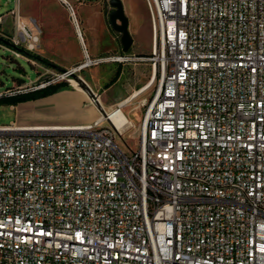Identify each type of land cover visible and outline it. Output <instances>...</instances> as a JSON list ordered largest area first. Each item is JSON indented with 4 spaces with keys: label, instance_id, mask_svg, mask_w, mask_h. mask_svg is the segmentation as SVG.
<instances>
[{
    "label": "built area",
    "instance_id": "obj_1",
    "mask_svg": "<svg viewBox=\"0 0 264 264\" xmlns=\"http://www.w3.org/2000/svg\"><path fill=\"white\" fill-rule=\"evenodd\" d=\"M145 1L149 58L94 60L83 44L82 63L19 87L152 63L137 150L117 143L127 99L108 111L92 93L85 127L0 124V264H264V0ZM12 14L11 42L34 53L39 36Z\"/></svg>",
    "mask_w": 264,
    "mask_h": 264
},
{
    "label": "crops",
    "instance_id": "obj_2",
    "mask_svg": "<svg viewBox=\"0 0 264 264\" xmlns=\"http://www.w3.org/2000/svg\"><path fill=\"white\" fill-rule=\"evenodd\" d=\"M67 1L76 8L78 20L80 19L81 22L79 23L82 37H79L70 14L61 0H13L14 9L10 10L7 16L2 17L0 21V35L9 40L17 37V31L13 32L12 23L16 17L12 12H18L26 25L40 38L39 47L34 53L51 61L54 65L64 70L75 67L83 62V44H85L91 59L94 60L117 56L120 52H123V45L119 37L121 34L114 31L109 24L108 12L103 3L105 1ZM129 31L131 34V23L129 24ZM0 47L8 51L7 47L2 45ZM152 47L153 33L152 42L149 46H140L134 41L131 53L151 55ZM21 60H24L33 67L36 64H38L37 67L41 65L28 58ZM111 64L107 63L100 66ZM41 67L44 70L46 68L43 65ZM46 71L49 72V70ZM113 73L114 69L111 68L107 72V76H112ZM123 75V70L117 73L112 83L101 94V104L108 111L139 91L128 85L118 86ZM151 77L152 66L147 84L150 82ZM111 92L113 93L112 97H106L104 101L105 96ZM127 93H130V96L125 98ZM10 107L11 109H19L18 120L14 122L22 126L37 127L36 129L43 131L64 129L63 127H85L93 124L100 114L98 104H92L86 93H74L69 90L36 101ZM93 108L98 111V115L93 113ZM126 109L128 107L123 109L125 113ZM129 111L132 112L131 110ZM58 115H62L65 118H61L62 120L58 121L56 118ZM127 116L129 117L128 114ZM129 119L133 122L130 117Z\"/></svg>",
    "mask_w": 264,
    "mask_h": 264
},
{
    "label": "rangeland",
    "instance_id": "obj_3",
    "mask_svg": "<svg viewBox=\"0 0 264 264\" xmlns=\"http://www.w3.org/2000/svg\"><path fill=\"white\" fill-rule=\"evenodd\" d=\"M13 0H0V17H6L8 12L12 9H14V5L12 3ZM124 4L125 14L127 15L130 23L132 24V36L134 38V41L140 46H149L152 42V24L149 16V11L147 8V4L145 0H122ZM106 11L108 12V17L110 12L113 10L111 5L107 2H103ZM16 19H13L12 27L13 32H16ZM80 22V19H79ZM81 23V22H80ZM121 39V35H119ZM8 49V48H7ZM131 49L127 54H124L123 52H120L117 56H128L131 58H149L150 55H143V54H135L131 53ZM31 66L29 63L25 62L21 59H16L14 55L10 51H6L3 48L0 47V95H11L15 94L17 91H19V87H26V83L35 82L37 77L39 78V84L40 83H46L49 80H52L57 74L60 72L57 70H45L41 67ZM151 66L152 63L150 61H129L126 63H112L111 65L106 66H97L88 68L85 70L80 77L85 82L86 90L82 89L80 85L77 84L75 79L70 78V82L63 80L56 83H53L52 85H56L62 82H67L70 85L71 92L74 93H81V94H87L88 97L91 99L93 94L95 93L98 97H101V94L105 90L109 84L112 83L113 79L115 78V75L123 70L124 75L121 79V81L118 83V86L120 85H128L131 88H136V90H140L143 88L148 80L151 73ZM114 69V73L112 76H107V72L110 71V69ZM124 68V69H123ZM46 70H49L47 72ZM106 75V78L104 79ZM72 79V80H71ZM16 80H23L25 81V84L22 86H18V82ZM38 84V85H39ZM73 87L78 88H73ZM11 87V88H9ZM154 88L150 89L148 92H145V94L141 95L136 99L133 105L128 107L126 109V113L129 115V117L133 120V123L135 124L136 128H132L128 133H126L123 137L124 139L119 138L117 140L118 145L125 150H128L126 143L129 144V146L132 149L137 150L139 143H138V137H139V128L141 124V120L144 114V110H135V107L141 106V103L149 98V96L153 93ZM134 93V92H132ZM130 93L126 94V97H129ZM113 93H108L107 96H105L104 101L106 97H112ZM133 95V94H132ZM131 95V96H132ZM100 109V107L98 106ZM94 109V108H93ZM131 110L132 112H130ZM80 113V112H79ZM84 113V112H82ZM93 113L95 115H98V111L96 109L93 110ZM126 114V115H127ZM19 115V109H11L8 105H0V124L1 125H9L14 121L18 120ZM58 121H61V118H65L62 115H58L57 117ZM107 124V122H104V125ZM48 125V124H47ZM50 125V124H49ZM52 126V125H50Z\"/></svg>",
    "mask_w": 264,
    "mask_h": 264
},
{
    "label": "trees",
    "instance_id": "obj_4",
    "mask_svg": "<svg viewBox=\"0 0 264 264\" xmlns=\"http://www.w3.org/2000/svg\"><path fill=\"white\" fill-rule=\"evenodd\" d=\"M0 45L5 46L9 48L10 50H16L20 52L22 55H24L26 58H28L31 61H34L36 63H39L43 66H45L48 69L57 70V71H65L64 69H61L60 67H57L52 63L51 61L42 58L40 55H37L36 53L30 52L26 50L23 47L15 46L11 40L6 39L0 35ZM18 82V86H22L25 84V81L23 80H16ZM11 88V87H9ZM70 90V85L67 82H62L56 85H50L46 87L45 89L34 91V92H28V93H18L11 95H0V105H8V106H18L23 103L36 101L42 98H46L49 96H52L54 94Z\"/></svg>",
    "mask_w": 264,
    "mask_h": 264
},
{
    "label": "water",
    "instance_id": "obj_5",
    "mask_svg": "<svg viewBox=\"0 0 264 264\" xmlns=\"http://www.w3.org/2000/svg\"><path fill=\"white\" fill-rule=\"evenodd\" d=\"M110 5L112 11L109 15V24L111 28L121 34V42L123 45V52L128 53L133 46L134 39L129 31V19L125 14L124 4L122 0H111ZM76 78V76H74ZM82 89L86 90L83 82H79Z\"/></svg>",
    "mask_w": 264,
    "mask_h": 264
},
{
    "label": "bare ground",
    "instance_id": "obj_6",
    "mask_svg": "<svg viewBox=\"0 0 264 264\" xmlns=\"http://www.w3.org/2000/svg\"><path fill=\"white\" fill-rule=\"evenodd\" d=\"M72 80V79H71ZM78 84V83H77ZM151 85H152V82H149L147 85H145L141 90H139V91H137L136 93H134L132 96H130L129 98H127V101L125 102V104H124V107H130L131 105H133L134 104V102L136 101V99L138 98V97H140L143 93H145V92H147L149 89H150V87H151ZM74 85L72 84V87H73ZM73 88H78V86L77 87H73ZM135 110H139L140 111V106L139 107H135ZM123 113L125 114V116H126V119H128V121L130 122V124H131V126H130V128H136L135 127V124L129 119V117L126 115V113H125V111L123 110ZM65 129V128H64ZM127 132V131H126ZM126 132H124L123 133V136L126 134ZM121 139H124V137H121Z\"/></svg>",
    "mask_w": 264,
    "mask_h": 264
}]
</instances>
